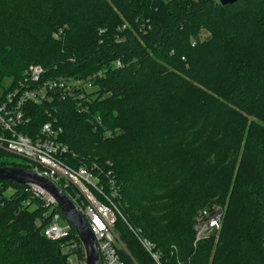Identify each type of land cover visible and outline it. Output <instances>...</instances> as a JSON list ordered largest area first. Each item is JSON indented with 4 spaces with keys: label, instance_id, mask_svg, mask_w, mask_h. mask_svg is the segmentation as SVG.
Wrapping results in <instances>:
<instances>
[{
    "label": "trees",
    "instance_id": "obj_1",
    "mask_svg": "<svg viewBox=\"0 0 264 264\" xmlns=\"http://www.w3.org/2000/svg\"><path fill=\"white\" fill-rule=\"evenodd\" d=\"M31 64L42 80L96 74L86 112L54 92L19 130L55 118L63 161L115 181L114 229L139 264L157 263L138 237L160 264H264V0H0V103ZM4 165L28 167L0 149ZM212 206L218 236L193 245ZM44 209L0 179V264H66Z\"/></svg>",
    "mask_w": 264,
    "mask_h": 264
},
{
    "label": "built area",
    "instance_id": "obj_2",
    "mask_svg": "<svg viewBox=\"0 0 264 264\" xmlns=\"http://www.w3.org/2000/svg\"><path fill=\"white\" fill-rule=\"evenodd\" d=\"M116 65H120L119 61ZM44 69L39 64L29 65L23 72V78L7 92L0 103V149L27 160L28 168L51 180L69 197L77 211L86 220L96 241L100 264H138L133 259L125 261L120 251L122 247L115 234L116 216L122 214L118 208L119 188L113 179L101 182V171L95 165L73 167L63 161L68 147L60 141L62 127L52 118L43 122L39 131L29 135L19 128L29 124L27 110L29 103L49 102L52 93L58 92L62 98H77V110L86 112V103L90 101L93 91V80L96 74L85 79L42 80ZM23 185V192L38 197L45 208L43 216L47 217L43 235L56 241L66 264H85L82 244L71 225L61 217L56 203L45 192L30 184ZM14 191L11 186L5 192ZM223 210L218 206L203 208L194 216L193 245L210 236L215 238L222 226ZM142 248L151 258L160 264V252L145 237H138ZM264 247V237H263ZM126 253H129L126 251Z\"/></svg>",
    "mask_w": 264,
    "mask_h": 264
},
{
    "label": "water",
    "instance_id": "obj_3",
    "mask_svg": "<svg viewBox=\"0 0 264 264\" xmlns=\"http://www.w3.org/2000/svg\"><path fill=\"white\" fill-rule=\"evenodd\" d=\"M236 1L238 0H218L221 5ZM0 179L11 180L18 184H30L45 192L54 200L60 213L77 234L83 247L85 264H100L96 241L86 220L58 185L24 166H0Z\"/></svg>",
    "mask_w": 264,
    "mask_h": 264
},
{
    "label": "rangeland",
    "instance_id": "obj_4",
    "mask_svg": "<svg viewBox=\"0 0 264 264\" xmlns=\"http://www.w3.org/2000/svg\"><path fill=\"white\" fill-rule=\"evenodd\" d=\"M207 34H208V32H207L206 30H202V31L200 32V37H201V38H204ZM56 36H57V33H54V37H56ZM11 156L13 157V160H15L16 162H19V163H21V164H23V165H24V164H25V165H28V162H27L26 159L21 158V157H17V156H13L12 154H11ZM17 194H19V193H17ZM114 231H115L116 237H117V239H118V241H119V244H120V246L122 247V252L126 254V256L128 257V259L130 258V259H133L134 261L137 262V260H136L133 256H131L130 253H126V251H128V250H127V247H126L125 244L122 242V240H121V238H120V235H119L118 231H117L116 229H115ZM137 263H138V262H137ZM138 264H139V263H138Z\"/></svg>",
    "mask_w": 264,
    "mask_h": 264
}]
</instances>
